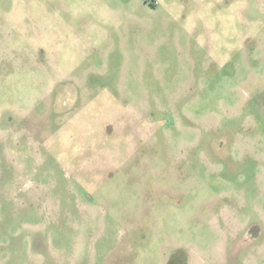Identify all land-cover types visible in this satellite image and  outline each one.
<instances>
[{
	"label": "rangeland",
	"instance_id": "374dc122",
	"mask_svg": "<svg viewBox=\"0 0 264 264\" xmlns=\"http://www.w3.org/2000/svg\"><path fill=\"white\" fill-rule=\"evenodd\" d=\"M257 221L264 0H0V264H264Z\"/></svg>",
	"mask_w": 264,
	"mask_h": 264
},
{
	"label": "flooded vegetation",
	"instance_id": "af4514ba",
	"mask_svg": "<svg viewBox=\"0 0 264 264\" xmlns=\"http://www.w3.org/2000/svg\"><path fill=\"white\" fill-rule=\"evenodd\" d=\"M264 223L263 222H253V224L252 223H250V222H248L247 223V225H245V226H247V231H248V233L250 234V235H255V234H258L259 233V235H261V226L263 225ZM253 232H255V233H253ZM261 241H262V239H260ZM232 245H231V247H230V250H231V252H232Z\"/></svg>",
	"mask_w": 264,
	"mask_h": 264
}]
</instances>
